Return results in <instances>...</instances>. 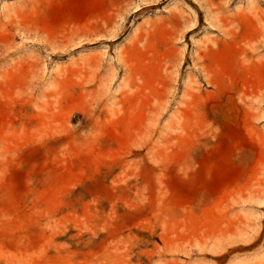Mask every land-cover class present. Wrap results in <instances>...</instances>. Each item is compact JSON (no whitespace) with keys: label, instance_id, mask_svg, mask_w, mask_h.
<instances>
[{"label":"rangeland","instance_id":"obj_1","mask_svg":"<svg viewBox=\"0 0 264 264\" xmlns=\"http://www.w3.org/2000/svg\"><path fill=\"white\" fill-rule=\"evenodd\" d=\"M0 264H264V0H0Z\"/></svg>","mask_w":264,"mask_h":264}]
</instances>
